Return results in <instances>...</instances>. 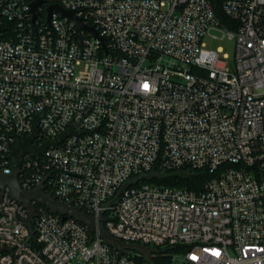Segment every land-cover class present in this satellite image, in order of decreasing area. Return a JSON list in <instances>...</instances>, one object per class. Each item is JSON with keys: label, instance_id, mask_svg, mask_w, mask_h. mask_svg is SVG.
<instances>
[{"label": "built area", "instance_id": "built-area-1", "mask_svg": "<svg viewBox=\"0 0 264 264\" xmlns=\"http://www.w3.org/2000/svg\"><path fill=\"white\" fill-rule=\"evenodd\" d=\"M32 1L0 0V173L69 205L0 187V264H264V0H219L235 27L212 0H47L79 30ZM219 28L230 65L203 42ZM37 119L35 146L74 132L12 166ZM155 166L214 175L143 181Z\"/></svg>", "mask_w": 264, "mask_h": 264}, {"label": "water", "instance_id": "water-1", "mask_svg": "<svg viewBox=\"0 0 264 264\" xmlns=\"http://www.w3.org/2000/svg\"><path fill=\"white\" fill-rule=\"evenodd\" d=\"M46 0H33L31 2V10L33 12V17L34 19L39 15L40 13V6L42 5L43 2ZM47 15L46 19L47 22L50 23L52 14L54 11H56L61 17L67 16L71 19H73L76 24L78 30L80 28H89L93 29L92 27H88L84 25L81 22V19L76 15L74 10H69L63 8L58 2L51 1L47 5ZM38 131V119L35 122V126L33 129V132L26 136L23 140L17 139L16 144H13L11 146V151L9 153V158L11 161L12 166H19L21 161H22V155L25 152H30L32 156H40L41 154L44 153L45 149L49 146L55 145L57 146L62 142V140L68 136L69 134H72L74 132L73 127L65 130L64 132L60 133L59 136H57L54 139H48L44 141L41 145L35 146L32 144V140L35 138L36 134ZM15 176H8V175H3L0 173V187H6L9 186L11 189V194L14 196L16 199H18L21 202L27 203L29 202L32 198H43L44 200L48 201L51 205L54 207H57L58 204H65L69 205L68 203H63L62 201L57 200L53 196H50L42 191L44 187V181L38 186L37 188V193L35 195H23L21 193L22 189L20 186V181L18 180V169L15 171ZM78 211L83 214L80 208H78ZM103 232L106 233L104 227L102 228Z\"/></svg>", "mask_w": 264, "mask_h": 264}, {"label": "trees", "instance_id": "trees-1", "mask_svg": "<svg viewBox=\"0 0 264 264\" xmlns=\"http://www.w3.org/2000/svg\"><path fill=\"white\" fill-rule=\"evenodd\" d=\"M48 3V1H46ZM220 20L231 27L236 26V22L231 20L221 9L219 0H212ZM47 4L41 5V16L46 17ZM13 24L8 21L0 23V33L3 31L5 38L10 37V29ZM214 174L207 168H193L190 166L161 171L157 166L149 172L142 174L141 179L145 182H152L160 185L187 188L199 191L203 188L204 183ZM109 240V239H108ZM155 264H172L169 256H158L153 259Z\"/></svg>", "mask_w": 264, "mask_h": 264}, {"label": "rangeland", "instance_id": "rangeland-1", "mask_svg": "<svg viewBox=\"0 0 264 264\" xmlns=\"http://www.w3.org/2000/svg\"><path fill=\"white\" fill-rule=\"evenodd\" d=\"M223 28L213 29L210 34H206L203 38L205 46L220 49V56L223 57V53L228 54L227 62L230 65L234 55L235 41L228 37H222Z\"/></svg>", "mask_w": 264, "mask_h": 264}, {"label": "flooded vegetation", "instance_id": "flooded-vegetation-1", "mask_svg": "<svg viewBox=\"0 0 264 264\" xmlns=\"http://www.w3.org/2000/svg\"><path fill=\"white\" fill-rule=\"evenodd\" d=\"M46 1H47V0H46ZM46 1H45V2H43V3H46V4H47V2H46ZM43 3H42V4H43Z\"/></svg>", "mask_w": 264, "mask_h": 264}]
</instances>
